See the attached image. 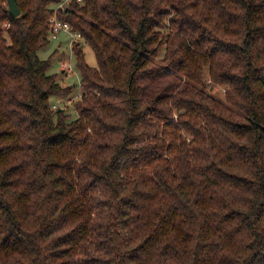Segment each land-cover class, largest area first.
Returning a JSON list of instances; mask_svg holds the SVG:
<instances>
[{"label": "trees", "instance_id": "16d2710c", "mask_svg": "<svg viewBox=\"0 0 264 264\" xmlns=\"http://www.w3.org/2000/svg\"><path fill=\"white\" fill-rule=\"evenodd\" d=\"M61 1L28 0L19 16L0 8V264H37L28 240L37 234L49 264H113L118 227L137 232L124 248L130 264L138 248L161 238L188 264H264V57L250 55L264 44V0H72L59 9ZM54 18L80 33L97 60L91 66L73 44L82 93L75 115L53 108L76 91L49 72L51 57L38 55L55 39ZM173 25L196 32L208 54L181 47ZM181 79L194 94L181 89L169 118L161 106ZM218 87L226 100L214 96ZM13 90L21 95L9 98ZM209 127L231 144L221 150L207 141L219 153L216 171L197 185L173 162L180 146L196 155L204 143L197 135ZM130 153L137 163L107 171ZM120 176L140 187L114 203L109 189ZM225 188L237 194L227 208L216 195Z\"/></svg>", "mask_w": 264, "mask_h": 264}, {"label": "clouds", "instance_id": "9594fccd", "mask_svg": "<svg viewBox=\"0 0 264 264\" xmlns=\"http://www.w3.org/2000/svg\"><path fill=\"white\" fill-rule=\"evenodd\" d=\"M12 4H18L19 9L23 11H27L31 5L29 4L28 0H11ZM0 8L2 9H9L10 8V0H0ZM11 11H16V8H11ZM207 14V13H205ZM0 15H3L2 10H0ZM172 15H176L175 12L172 13ZM21 27H24L23 22H21ZM15 30V29H14ZM170 30L173 32V36L178 38L180 41H182L181 47L188 48L191 47L192 51L194 53H197L199 55H207L208 52L206 50V47L203 44V40L197 39V33L194 31H191L188 28H185L184 31L177 33L175 31V25L170 26ZM208 34H205V38H207ZM127 37H121V39H126ZM259 52V55L261 57H264V44L260 45L257 49H254L251 51L250 55L255 56ZM191 66L189 65V69ZM172 69H168L167 71H171ZM214 70H219L218 66L214 65ZM179 76H182V72L177 73ZM190 75L196 76L197 79H199V74L195 71H189ZM187 87V89L190 90L192 94H194L195 86L192 83L185 84L184 80H180L179 87L176 88L175 95L173 97L172 101H169L168 104L162 105L161 107L165 108V112L163 115H166L167 117H172L173 115L177 114V105L179 103H182L181 97L185 94L181 89ZM77 93H79V89H77ZM12 95H21L20 93L13 90L9 93V98H11ZM144 100H141L138 103V107L142 106L144 103ZM7 103V101H5ZM12 107L15 106V103L11 105ZM159 111V109H156ZM179 119H182V117L178 116L177 122ZM170 122H172L170 120ZM151 123V121H149ZM160 123L157 122L155 124V128L159 129ZM127 131V129H125ZM148 133H151L153 131L152 128H148ZM33 135L32 132H28L25 134V137ZM38 135V134H37ZM198 140H203L204 143L201 144V150H196V155H193V149L191 145H189L187 148L181 147V152L179 157L175 162H173V171L177 172L178 174H187L189 179H196L197 185H203L210 182L211 179H214L212 173L216 171V165L212 163L214 159V155H219V153L213 154L211 151V147L208 146L207 141L211 140L212 145L221 149V150H227L228 146L231 144V139L225 133L222 129H215L209 127L206 132H201L197 135ZM145 142H149L147 138L145 137ZM40 159L39 156H32L30 157V162L35 163ZM138 160L136 159V154L130 153L126 157L118 158L117 161L113 162L112 168L107 169L109 173L112 172L113 169H122L127 168L129 164H135ZM179 165V167H177ZM204 165H208V167H205ZM141 171H145L143 166L141 167ZM194 172H202L204 173V176L200 178H196L193 173ZM27 179V177L25 178ZM106 180V177H97L96 182L97 184H100ZM119 180L121 181L118 185L112 184L111 188L109 189L111 198L113 202H118L120 200V196L122 194H126L129 192L130 188L135 186L136 188L140 187L139 183H136L133 185L131 181L126 176H120ZM217 197L220 198L221 205L223 207H231L232 201L234 198H237V194L232 192L230 189L225 188L223 192L216 193ZM94 203L92 197H89L88 201H86L85 207L88 205ZM222 218V217H221ZM4 225V221L0 220V226ZM119 235L115 236V247H110L108 249L109 253L113 256V264H130L127 257L124 253V248L132 243V241L135 239V236L137 235L136 231H129L127 229H119L118 227ZM114 235V234H109ZM29 241H34L33 244L30 245L29 250L31 248H35L38 259L37 264H49V259H46L47 252L50 249H46L42 247V241L39 237V234L34 237L28 238ZM28 243V242H26ZM151 243V242H149ZM167 243V240L164 238H161L160 242L158 244L153 245L151 248L149 247V244H145L143 248H138L135 253H133L134 260L136 261V264H188V261L186 260V257L182 253H177L175 249H172L170 252L167 249H164V244ZM171 247V246H169Z\"/></svg>", "mask_w": 264, "mask_h": 264}, {"label": "rangeland", "instance_id": "374dc122", "mask_svg": "<svg viewBox=\"0 0 264 264\" xmlns=\"http://www.w3.org/2000/svg\"><path fill=\"white\" fill-rule=\"evenodd\" d=\"M79 39L80 38L73 39L71 38L68 32H62L61 35L58 37V39H50L49 44L38 52V55L41 59H49L50 57L52 58L49 72L58 73L59 74L58 79L61 81L63 85L65 86L68 85L73 87L74 89L73 91L76 92L73 96L70 97H73L74 99L77 98L80 99V97L82 96V94L81 95L79 94L80 96L79 95L75 96L77 94V89H79V92H81L80 91L81 74L77 68L76 59L73 52V44L76 41H79V44L81 43V45L83 46L85 59L88 62V64H90L91 66H97V60L93 49L89 45H87L84 40L82 39L79 40ZM163 53L161 54L160 57H162ZM68 63L72 65L73 71L71 73H69L68 70L64 71L63 68L64 65H67ZM214 96H216L217 98L223 101L226 100L225 90L222 87H218L214 90ZM60 102L62 103H59L58 100H55V102H53V105L54 104L61 105L62 107H66L67 111L71 112V114L72 113L73 115L76 114L72 108L73 104H71V106L69 105V107L64 106L67 104H66V99L63 98H61ZM54 109H58V107Z\"/></svg>", "mask_w": 264, "mask_h": 264}, {"label": "built area", "instance_id": "2783aa9c", "mask_svg": "<svg viewBox=\"0 0 264 264\" xmlns=\"http://www.w3.org/2000/svg\"><path fill=\"white\" fill-rule=\"evenodd\" d=\"M71 1L72 0H62L60 3H59V6H58V8L59 9H66L67 7H69L70 6V3H71ZM79 2H82V0H78ZM52 21H53V26H52V37L53 38H58L59 37V35L62 33V32H68L69 34H70V36H71V38H73V39H76V38H81V34L80 33H78V32H75V31H73L72 30V28H71V26H70V24L69 23H67V22H63V21H60V20H58V19H56V18H54V19H52ZM9 26V24H7V27ZM64 71L65 70H68L69 71V73H71L73 70H72V65L70 64V63H68L67 65H64ZM81 95L82 93L81 92H79V93H77L75 96H77V95ZM79 95V96H80ZM82 97V96H81ZM80 97V98H81ZM61 98H63V99H66V104H68V105H71L74 101H76V100H79L78 98L77 99H74L73 97H70V96H68V97H59L57 100H58V102L59 103H62V102H60L61 101ZM60 108V107H62L61 105H56V104H54L53 105V108Z\"/></svg>", "mask_w": 264, "mask_h": 264}, {"label": "water", "instance_id": "95a60500", "mask_svg": "<svg viewBox=\"0 0 264 264\" xmlns=\"http://www.w3.org/2000/svg\"><path fill=\"white\" fill-rule=\"evenodd\" d=\"M11 8H16V11H11ZM10 14L13 16H19L21 14V10L19 9V6L17 4H12L10 0V8H9Z\"/></svg>", "mask_w": 264, "mask_h": 264}]
</instances>
